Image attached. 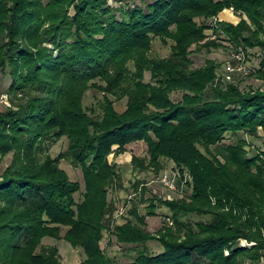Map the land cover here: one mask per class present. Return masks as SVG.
Wrapping results in <instances>:
<instances>
[{
  "label": "trees",
  "instance_id": "16d2710c",
  "mask_svg": "<svg viewBox=\"0 0 264 264\" xmlns=\"http://www.w3.org/2000/svg\"><path fill=\"white\" fill-rule=\"evenodd\" d=\"M145 1L117 8L109 0H0V73L11 81L0 110V264H62L47 238L82 250L80 264H118L103 245L110 226L137 254L131 264L263 262L264 152L251 156L241 133L257 139L264 131V90L244 91L240 74L227 81L214 60L194 68L191 56L224 42L249 56L256 50L260 68L243 76L264 81V0ZM227 9L242 15L238 24L208 23ZM158 38L173 43L170 57L151 56ZM91 90L103 94L100 114L84 104ZM228 135L237 142L224 144ZM64 137L68 151L47 154ZM139 141L149 158L133 156L135 168L158 174L173 161L191 177L181 199H150L148 216L165 206L174 222L157 233L137 208L117 224L109 200L122 181L109 156ZM63 159L83 172L80 202L82 186L61 169ZM150 242L162 251L151 253Z\"/></svg>",
  "mask_w": 264,
  "mask_h": 264
},
{
  "label": "rangeland",
  "instance_id": "374dc122",
  "mask_svg": "<svg viewBox=\"0 0 264 264\" xmlns=\"http://www.w3.org/2000/svg\"><path fill=\"white\" fill-rule=\"evenodd\" d=\"M45 2H48V0H44ZM110 3L117 7H126L129 5L130 2L135 0H109ZM154 0H147L145 2H153ZM141 3V0H136V3ZM133 2V4H136ZM226 11V10H225ZM228 11V9H227ZM73 13V12H72ZM119 16H121V12L118 13ZM224 12H222L218 17H215L208 21L210 25H216V19L221 21L230 22L233 24H236L235 19L233 16H231V20L228 19H222ZM234 15V14H233ZM221 16V17H220ZM238 16V15H237ZM233 18V19H232ZM242 17L236 18L241 21ZM244 18H247L246 16ZM217 38V35H216ZM214 40V39H213ZM218 40V38L216 39ZM1 44V40H0ZM173 43L170 42L169 44H164L159 38L154 40L153 50L151 53V56L153 58H168L170 57L172 53V47ZM233 48L228 45V42H224V46L221 48H214L212 50H204L200 52H194L192 54V60L194 62V68H201L203 67L208 60H214L218 62L221 67L219 69L220 72L225 71V67L230 60L231 54H232ZM251 56H249V66L254 68L255 70L260 68L262 59L259 57V53L256 50L250 51ZM221 74V73H220ZM224 75V74H223ZM222 76V74L220 75ZM150 75H147V81H149ZM0 80H1V86H0V110L3 109L4 104L9 105L8 96L6 95V90L8 89L11 81L10 77H2V74L0 73ZM238 84H240L241 89L244 91H250V90H264V81L258 80L256 78H250L242 76L238 80ZM183 94L182 93H175L172 95V99L175 102H179L182 99ZM104 102L103 94L100 92H97L95 90H91L88 92L84 104L89 110H95L97 114L101 113V106ZM115 109L122 113L127 109V99H124L122 101L116 102ZM260 137L257 139L250 138L247 134L241 133V136L243 138L247 139L250 145L252 144L251 148V156H254L257 154V152H264V131L261 130ZM238 137L234 135H228V137L225 139L224 144H233L237 142ZM50 146L47 149V154L51 155L53 158H57L61 154H64L69 149V140L67 137H64L57 141L56 143L49 144ZM46 155V154H45ZM133 156H137L142 159H148V145L143 142H135L130 144L127 147V152L125 154H122L120 156L110 155L109 161L110 163H117L120 167V171L122 174V181L118 183L114 188H110L109 193V200L113 203L114 208V215L113 218L116 221L117 224H123L126 220H133L134 216L130 213L132 208H137L139 213L142 216H147V219L149 220V226L147 228L148 231L151 233H157L161 227L166 223V219L172 215L171 211L165 207H157L156 208V215L154 216H148V213L150 212L149 206H150V199L152 197L161 198L163 200H169V201H175L181 199V197L177 196L176 193L172 194L170 191L165 189L160 183L159 179L162 174L165 172H172L179 170L173 161H165L164 162V169L160 171V173L156 174L155 171H141L139 168H135L132 164ZM13 161L12 155L6 157L5 162L2 166V171L5 170ZM60 167L63 169L71 178L73 182H79L82 186L81 192H79L76 195V199L78 202L83 200V193L85 190V183H84V177L83 172L81 168L76 167L74 163H72L71 160L63 159L60 162ZM139 190L142 189V184L146 185L148 192L146 195H142V192L135 191L136 186L139 185ZM147 183V184H145ZM136 193L138 194L137 197H133V195ZM190 194V191H188ZM133 197V198H131ZM121 208H125L124 215H120L119 211H121ZM209 217H193L192 222L196 221H209ZM113 228L114 226H110L109 230L105 232V239H104V248L107 252V254L110 257H113L116 259L118 264H131L133 260L135 259L136 255L135 252L130 251V249L125 248L124 246H121L120 244L115 241V239L112 237L113 235ZM66 229L63 230V234H65ZM111 240V241H110ZM111 243L107 246V244ZM242 245V242H240ZM45 246H57L60 250V254L62 256V264H80L83 260H85L86 255L82 250H76L72 247L70 243H68L66 240H56L53 238H47L44 240ZM144 247H140V249H143ZM148 250L151 253H158L162 251V247L158 242H150L147 245Z\"/></svg>",
  "mask_w": 264,
  "mask_h": 264
},
{
  "label": "built area",
  "instance_id": "2783aa9c",
  "mask_svg": "<svg viewBox=\"0 0 264 264\" xmlns=\"http://www.w3.org/2000/svg\"><path fill=\"white\" fill-rule=\"evenodd\" d=\"M232 14L235 15L236 18L242 17L240 13H236L234 9L229 10ZM238 15V16H237ZM242 19V18H240ZM219 21L216 19V22ZM239 23V22H238ZM237 23V24H238ZM212 40H216V36L211 38ZM233 48V47H232ZM252 71V67L249 66V55L246 50L243 48H233L230 60L228 61L225 72L224 78L227 81H232L234 75H246L248 76ZM8 105V104H7ZM191 181V177L187 174L184 178H182L181 173L179 170L170 172H165L161 175L159 179V183L172 194L176 193L179 197H184L187 192L188 183ZM180 182V184H179ZM141 191V190H140ZM134 194L133 197H136ZM131 197V198H133ZM122 210L119 211V214L122 216L125 213V208H121ZM166 224L168 226H174V222L171 218L166 219ZM254 243H248L247 241H242V246H252ZM260 264H264L261 262Z\"/></svg>",
  "mask_w": 264,
  "mask_h": 264
},
{
  "label": "crops",
  "instance_id": "0c3cea01",
  "mask_svg": "<svg viewBox=\"0 0 264 264\" xmlns=\"http://www.w3.org/2000/svg\"><path fill=\"white\" fill-rule=\"evenodd\" d=\"M226 12H227V13H226ZM225 13H226V14H225ZM222 16H223V17L220 16L222 19H226L225 17H227L228 19H226V20H229V21L231 20V16H233V18L235 19V21H232V20H231V21H232V22H235L236 24H237L238 21H239V20L236 19L235 15H233L229 10H228V11H227V10L224 11V15H222ZM233 18H232V19H233ZM148 226H149V220L147 219V228H148ZM112 237H113V238L115 239V241H116V237H115L114 235H112ZM110 241H111V240H110ZM110 244H111V243L109 242V244H107V246L110 245Z\"/></svg>",
  "mask_w": 264,
  "mask_h": 264
},
{
  "label": "bare ground",
  "instance_id": "6f19581e",
  "mask_svg": "<svg viewBox=\"0 0 264 264\" xmlns=\"http://www.w3.org/2000/svg\"><path fill=\"white\" fill-rule=\"evenodd\" d=\"M226 13H227V12H226ZM226 13H225V14H226Z\"/></svg>",
  "mask_w": 264,
  "mask_h": 264
}]
</instances>
